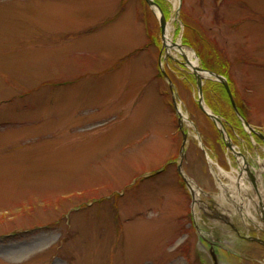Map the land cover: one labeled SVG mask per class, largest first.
<instances>
[{
	"label": "rangeland",
	"instance_id": "1",
	"mask_svg": "<svg viewBox=\"0 0 264 264\" xmlns=\"http://www.w3.org/2000/svg\"><path fill=\"white\" fill-rule=\"evenodd\" d=\"M159 1L260 183L145 0H0V264H264V0Z\"/></svg>",
	"mask_w": 264,
	"mask_h": 264
},
{
	"label": "water",
	"instance_id": "2",
	"mask_svg": "<svg viewBox=\"0 0 264 264\" xmlns=\"http://www.w3.org/2000/svg\"><path fill=\"white\" fill-rule=\"evenodd\" d=\"M149 5H151L152 7H157L159 9V17H160V26H161V30H162V39H163V43H164V46H166V34H167V18L165 16V13L164 11L162 10V8L160 7V5L154 1V0H147ZM178 43L177 42H174L173 45H177ZM186 61L190 64V61L187 59V57L184 55ZM195 73H196V76H197V83H198V88H199V91H200V101H201V106L203 107L202 105V100H203V75L201 74L200 71H207L211 76L217 78L218 80L222 81L224 83V85L226 86V89L231 97V100L234 104V106L236 107V103H235V100H234V97H233V93H232V90L230 88V85H229V82L227 81V79L223 76V75H220L214 71H211V70H205L203 69L202 67L198 66L197 68L194 69ZM229 146L233 147V145L231 144V142L228 143Z\"/></svg>",
	"mask_w": 264,
	"mask_h": 264
},
{
	"label": "bare ground",
	"instance_id": "3",
	"mask_svg": "<svg viewBox=\"0 0 264 264\" xmlns=\"http://www.w3.org/2000/svg\"><path fill=\"white\" fill-rule=\"evenodd\" d=\"M156 9H157V11L159 12V9H158L157 7H156ZM170 32H171V29H170V27H169V25H168V27H167V37H166V44H167L166 47H167L168 51H170L171 48H172L173 46H175L174 48H175L180 54L185 55V56L187 57V59L190 61L189 66H190L192 69L197 68V67L199 66V61H198V59H197V56H196L195 52H194L192 49H190V48L184 46L181 42H179L177 45H173L174 41H173V38H172V35H171ZM200 72H203L204 75L208 76V73H206V71H200ZM221 172H224V169H222ZM242 184H243V181H242ZM221 186H222V185H221ZM223 187H225V186L223 185ZM43 240H44V239L40 240L39 242H42ZM39 242L37 241V242H34V243H35V245H36V244H38ZM24 249H25V248L21 246V247H19L17 250L11 251L10 249H8V251L6 250V252H9V253H11V252H15V251L18 252V251H21V250H24Z\"/></svg>",
	"mask_w": 264,
	"mask_h": 264
},
{
	"label": "trees",
	"instance_id": "4",
	"mask_svg": "<svg viewBox=\"0 0 264 264\" xmlns=\"http://www.w3.org/2000/svg\"><path fill=\"white\" fill-rule=\"evenodd\" d=\"M158 2H159V4L161 5V7L164 9V11H165V13H166V16H167V9L165 8V6L163 5V3L161 2V1H159V0H157ZM185 39V41H184V43H186V44H189V40L187 39V37L186 38H184ZM217 56L222 60V62H223V64H224V68H222L221 70V72L222 73H224L225 75H227V77H228V79H229V81H231V79H230V72L228 71V68H227V62L225 61V59H224V57H222V55H219L218 53H217ZM216 86H220L222 89H223V91H224V93L226 94V96L228 97V99H229V96H228V93H227V91H226V88L224 87V85L222 84V83H220V82H217V85ZM213 89V88H212ZM213 92V91H212ZM205 94H206V97H207V99H208V102L211 104V106L214 108V110L216 111V112H218V113H221V114H223V115H225V117L229 120V122H231V124L234 126V123L232 122V120H231V118L227 115V113H225L224 111H221L220 110V107L218 106V104L216 103V101L217 100H213L212 99V95L210 94V96H209V93H208V90L206 89V86H205ZM214 94V93H213ZM214 97V96H213ZM229 101H230V99H229Z\"/></svg>",
	"mask_w": 264,
	"mask_h": 264
}]
</instances>
